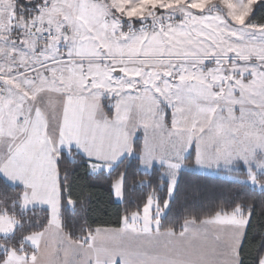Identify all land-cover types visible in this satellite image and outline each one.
<instances>
[{
  "label": "snow or ice",
  "instance_id": "1",
  "mask_svg": "<svg viewBox=\"0 0 264 264\" xmlns=\"http://www.w3.org/2000/svg\"><path fill=\"white\" fill-rule=\"evenodd\" d=\"M0 264H264V0H0Z\"/></svg>",
  "mask_w": 264,
  "mask_h": 264
},
{
  "label": "trees",
  "instance_id": "2",
  "mask_svg": "<svg viewBox=\"0 0 264 264\" xmlns=\"http://www.w3.org/2000/svg\"><path fill=\"white\" fill-rule=\"evenodd\" d=\"M180 183L181 201L184 199L185 190L198 187L207 194L208 200L203 201L205 205H207L212 197L226 192L231 187L228 180L225 179V176L206 171H187L182 175ZM92 192L94 195V206L96 208L93 216L99 217L104 222L114 223L117 206L109 202L106 189L97 187L92 189Z\"/></svg>",
  "mask_w": 264,
  "mask_h": 264
},
{
  "label": "rangeland",
  "instance_id": "3",
  "mask_svg": "<svg viewBox=\"0 0 264 264\" xmlns=\"http://www.w3.org/2000/svg\"><path fill=\"white\" fill-rule=\"evenodd\" d=\"M139 135H140V137H141V142H142V134H139ZM206 172H209V171H206ZM212 173L217 174V173L214 172V171H213ZM219 175L225 176V174H224L223 172H220Z\"/></svg>",
  "mask_w": 264,
  "mask_h": 264
}]
</instances>
